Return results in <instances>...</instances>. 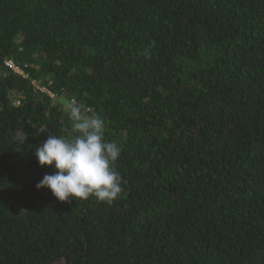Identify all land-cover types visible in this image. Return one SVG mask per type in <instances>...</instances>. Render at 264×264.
<instances>
[{"label": "trees", "instance_id": "obj_1", "mask_svg": "<svg viewBox=\"0 0 264 264\" xmlns=\"http://www.w3.org/2000/svg\"><path fill=\"white\" fill-rule=\"evenodd\" d=\"M73 97L110 204L35 188ZM0 264H264V0H0Z\"/></svg>", "mask_w": 264, "mask_h": 264}, {"label": "clouds", "instance_id": "obj_2", "mask_svg": "<svg viewBox=\"0 0 264 264\" xmlns=\"http://www.w3.org/2000/svg\"><path fill=\"white\" fill-rule=\"evenodd\" d=\"M70 121L67 135H48L34 151L39 167L53 169L35 185L51 193L57 202L87 200L112 203L121 193V178L115 163L121 154L116 142L105 140V121L93 109L67 101Z\"/></svg>", "mask_w": 264, "mask_h": 264}, {"label": "built area", "instance_id": "obj_3", "mask_svg": "<svg viewBox=\"0 0 264 264\" xmlns=\"http://www.w3.org/2000/svg\"><path fill=\"white\" fill-rule=\"evenodd\" d=\"M7 67H9V68H11L14 72H16V73H18V74H22L17 68H15L13 65H12V63H10V62H7L6 64H5ZM35 84V83H34ZM44 90V89H43ZM42 91V90H41ZM43 92V91H42Z\"/></svg>", "mask_w": 264, "mask_h": 264}, {"label": "rangeland", "instance_id": "obj_4", "mask_svg": "<svg viewBox=\"0 0 264 264\" xmlns=\"http://www.w3.org/2000/svg\"><path fill=\"white\" fill-rule=\"evenodd\" d=\"M44 89V88H43ZM40 89V90H42L43 92H46V93H48L50 96H52L48 91H46V89ZM61 102H62V104L64 105V106H66V102L65 101H63V100H61Z\"/></svg>", "mask_w": 264, "mask_h": 264}]
</instances>
